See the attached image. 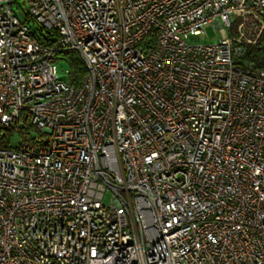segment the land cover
Here are the masks:
<instances>
[{"label":"built area","instance_id":"1","mask_svg":"<svg viewBox=\"0 0 264 264\" xmlns=\"http://www.w3.org/2000/svg\"><path fill=\"white\" fill-rule=\"evenodd\" d=\"M25 1L0 0V264H264V70L237 63L264 0Z\"/></svg>","mask_w":264,"mask_h":264},{"label":"trees","instance_id":"2","mask_svg":"<svg viewBox=\"0 0 264 264\" xmlns=\"http://www.w3.org/2000/svg\"><path fill=\"white\" fill-rule=\"evenodd\" d=\"M257 31L250 40H255V44L244 45V52L237 63L241 66H250L264 70V31L256 38ZM58 60H63L69 66V79L76 87L80 86L85 74V66L79 55L70 53L61 55Z\"/></svg>","mask_w":264,"mask_h":264},{"label":"rangeland","instance_id":"3","mask_svg":"<svg viewBox=\"0 0 264 264\" xmlns=\"http://www.w3.org/2000/svg\"><path fill=\"white\" fill-rule=\"evenodd\" d=\"M12 12L14 15H16L19 19H24L25 14L27 12V3L25 0H15V4L12 5ZM240 19H237L231 26V28H226L227 35L229 37H236V26L240 23ZM32 29H36L35 25H30ZM243 31L245 33V36L247 38H252L254 37L257 27L255 26V23L250 17H247L245 19V26L243 27ZM205 36L209 40H217L220 37L219 30L215 27V25H210L209 27L206 28L205 30ZM58 73L61 77L62 80L67 81L68 76L66 74V70H69V66L67 65L66 62L63 60H58ZM109 195L106 196L105 198V204L109 202Z\"/></svg>","mask_w":264,"mask_h":264}]
</instances>
